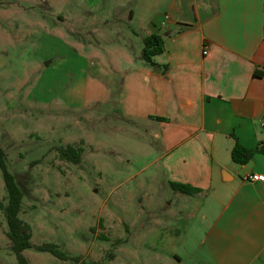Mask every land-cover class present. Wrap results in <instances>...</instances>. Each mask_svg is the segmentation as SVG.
<instances>
[{
	"label": "rangeland",
	"instance_id": "rangeland-1",
	"mask_svg": "<svg viewBox=\"0 0 264 264\" xmlns=\"http://www.w3.org/2000/svg\"><path fill=\"white\" fill-rule=\"evenodd\" d=\"M113 1L0 0V146L31 242L64 255L29 248L28 264H170L186 238L168 228L156 140L104 116L97 53L138 45L132 6ZM68 145L78 163L60 157ZM7 198L0 169V264H18Z\"/></svg>",
	"mask_w": 264,
	"mask_h": 264
},
{
	"label": "crops",
	"instance_id": "crops-1",
	"mask_svg": "<svg viewBox=\"0 0 264 264\" xmlns=\"http://www.w3.org/2000/svg\"><path fill=\"white\" fill-rule=\"evenodd\" d=\"M112 5L132 6L128 21L136 22L138 45L97 53L93 74L104 116L140 126L156 140L158 168L170 190L168 217L175 221L168 228L186 237L170 246V264H264V180L246 178L264 175V153L245 164L230 154L236 141L264 145V0ZM150 34L163 43L152 56L155 65L141 55ZM170 182L201 191L183 194Z\"/></svg>",
	"mask_w": 264,
	"mask_h": 264
},
{
	"label": "trees",
	"instance_id": "trees-1",
	"mask_svg": "<svg viewBox=\"0 0 264 264\" xmlns=\"http://www.w3.org/2000/svg\"><path fill=\"white\" fill-rule=\"evenodd\" d=\"M162 50L163 43L159 35L150 34L143 39L141 55L144 60L151 65H155L152 56L161 53ZM256 152L264 153V145L254 148H246L236 141L230 154L233 162L245 164ZM58 153L61 158L73 163H78L80 160V148H75L72 145H68L66 148H60ZM5 158L6 154L4 149L0 146V169L2 172L4 187L8 195L7 204L5 206L7 222L6 236L11 242V250L15 254L18 264H28L23 255V251L29 248L47 251L60 258L64 257L57 245L53 243L35 245L31 242L30 225L18 217L22 200V191L17 185L12 173L8 170ZM169 185L173 190L187 195H195L201 191L200 188L192 187L187 184L170 182Z\"/></svg>",
	"mask_w": 264,
	"mask_h": 264
},
{
	"label": "built area",
	"instance_id": "built-area-1",
	"mask_svg": "<svg viewBox=\"0 0 264 264\" xmlns=\"http://www.w3.org/2000/svg\"><path fill=\"white\" fill-rule=\"evenodd\" d=\"M207 48H204L202 51L203 54L207 53ZM248 180H264V175L263 174H258V173H250L246 177Z\"/></svg>",
	"mask_w": 264,
	"mask_h": 264
}]
</instances>
